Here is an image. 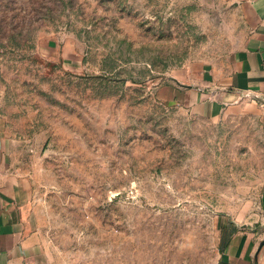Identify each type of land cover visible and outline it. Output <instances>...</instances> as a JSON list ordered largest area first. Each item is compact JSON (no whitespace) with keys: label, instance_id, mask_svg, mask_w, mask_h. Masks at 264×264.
Segmentation results:
<instances>
[{"label":"rangeland","instance_id":"obj_1","mask_svg":"<svg viewBox=\"0 0 264 264\" xmlns=\"http://www.w3.org/2000/svg\"><path fill=\"white\" fill-rule=\"evenodd\" d=\"M241 22L219 0H0V127L51 264H214L258 218L264 116L170 90Z\"/></svg>","mask_w":264,"mask_h":264},{"label":"crops","instance_id":"obj_2","mask_svg":"<svg viewBox=\"0 0 264 264\" xmlns=\"http://www.w3.org/2000/svg\"><path fill=\"white\" fill-rule=\"evenodd\" d=\"M242 20L235 46L191 84L170 87L189 109L218 116L229 106H255L264 116V0H219ZM258 218L231 224L214 264H264V190ZM228 227V226H227ZM32 212L28 182L11 165L0 127V264H51Z\"/></svg>","mask_w":264,"mask_h":264},{"label":"water","instance_id":"obj_3","mask_svg":"<svg viewBox=\"0 0 264 264\" xmlns=\"http://www.w3.org/2000/svg\"><path fill=\"white\" fill-rule=\"evenodd\" d=\"M264 245V242L261 244V247Z\"/></svg>","mask_w":264,"mask_h":264}]
</instances>
